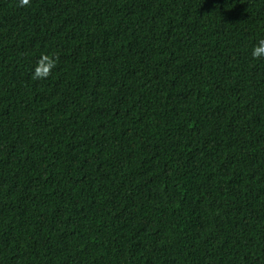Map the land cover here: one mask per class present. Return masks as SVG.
Returning <instances> with one entry per match:
<instances>
[{"label":"trees","instance_id":"16d2710c","mask_svg":"<svg viewBox=\"0 0 264 264\" xmlns=\"http://www.w3.org/2000/svg\"><path fill=\"white\" fill-rule=\"evenodd\" d=\"M260 39L264 0H0V264H264Z\"/></svg>","mask_w":264,"mask_h":264},{"label":"clouds","instance_id":"9594fccd","mask_svg":"<svg viewBox=\"0 0 264 264\" xmlns=\"http://www.w3.org/2000/svg\"><path fill=\"white\" fill-rule=\"evenodd\" d=\"M30 5L31 0H17V7H30ZM251 56L256 60L264 59V39H260L252 48ZM58 61V56L47 53L42 54L32 71L31 79L33 81L47 79L57 67Z\"/></svg>","mask_w":264,"mask_h":264}]
</instances>
